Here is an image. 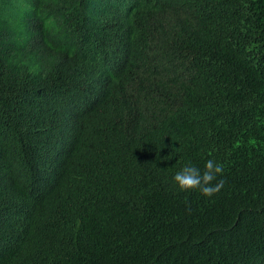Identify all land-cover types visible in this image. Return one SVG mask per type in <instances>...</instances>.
<instances>
[{
    "label": "trees",
    "instance_id": "trees-1",
    "mask_svg": "<svg viewBox=\"0 0 264 264\" xmlns=\"http://www.w3.org/2000/svg\"><path fill=\"white\" fill-rule=\"evenodd\" d=\"M0 264H264V0H0Z\"/></svg>",
    "mask_w": 264,
    "mask_h": 264
},
{
    "label": "clouds",
    "instance_id": "clouds-1",
    "mask_svg": "<svg viewBox=\"0 0 264 264\" xmlns=\"http://www.w3.org/2000/svg\"><path fill=\"white\" fill-rule=\"evenodd\" d=\"M222 171L223 165L212 159L204 162L203 170L189 161L173 174V180L181 190L198 189L205 196H210L223 186V178L217 179V174ZM214 180L216 182L211 183Z\"/></svg>",
    "mask_w": 264,
    "mask_h": 264
}]
</instances>
